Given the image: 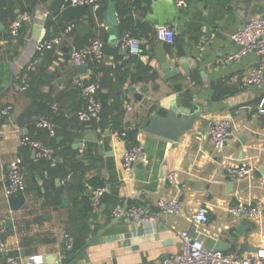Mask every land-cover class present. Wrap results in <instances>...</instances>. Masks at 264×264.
<instances>
[{"label": "crops", "instance_id": "obj_1", "mask_svg": "<svg viewBox=\"0 0 264 264\" xmlns=\"http://www.w3.org/2000/svg\"><path fill=\"white\" fill-rule=\"evenodd\" d=\"M133 1L102 0L100 12L83 7L82 17L75 20L65 15V0H0V110L10 111L0 124V233L11 256L24 259L20 257L24 249L26 256L42 254L41 264H165L180 250L182 231L192 236L195 232L193 237L206 248L234 257L264 249V209L251 219L229 211L239 202L264 206V116L241 108L255 105L264 95V87L246 85L242 79L244 71L263 58L249 53L224 62L237 49L230 35L264 14V0H187L184 7L172 0H135L132 5ZM110 2L115 10L128 4L125 15L116 10L120 24L114 42L103 26ZM22 11L29 12V19L19 36L11 38L9 25ZM85 18L89 31L80 34L74 26ZM33 24L42 26L44 40L60 38L42 56L36 53L39 38L32 33ZM163 24L175 31L170 44L155 36ZM124 32L141 44L140 54L129 60L117 46ZM94 39L103 42V58L88 60L86 72L79 74L69 51ZM191 55L202 60L200 76L195 70L191 75L183 72L193 62ZM24 71L28 87L21 90ZM79 78L97 82L98 122L82 123L76 117L84 104L75 85ZM154 84L159 88L152 90ZM146 85L144 97L173 94L177 102L199 110L200 118L176 142L144 131L146 113L133 94ZM41 119L55 124L54 137L37 127ZM223 119L229 121L232 134L221 147H214L208 124ZM129 126L133 131L125 139L117 138ZM24 134L53 147L54 162L38 160L21 144ZM131 144L140 145L144 153L130 171H123L122 153ZM16 160L24 173L26 202L11 212L5 189L9 164ZM244 161L250 167L246 176L228 174V168ZM172 171L177 177L168 183L166 176ZM93 176L107 185L108 192L100 210L86 219L84 245L67 252L65 235L79 228L85 212L82 203L73 202L80 195L74 186ZM159 198L178 199L181 212H160L155 205ZM116 204L142 206L152 218L141 223L125 215L113 219ZM199 207L207 209V222L195 221ZM6 218L12 219V228ZM164 254L169 257L163 259ZM3 260L0 252V264Z\"/></svg>", "mask_w": 264, "mask_h": 264}, {"label": "built area", "instance_id": "obj_2", "mask_svg": "<svg viewBox=\"0 0 264 264\" xmlns=\"http://www.w3.org/2000/svg\"><path fill=\"white\" fill-rule=\"evenodd\" d=\"M178 7H184L187 0H172ZM70 6L89 7L95 12H100L102 9V0H65ZM29 19V12L22 11L9 25L8 33L11 38L18 37L21 27ZM155 36L157 40L163 43H172L175 38L174 29L163 24L156 28ZM232 42L239 46L234 52L227 54L224 58L225 63H231L239 60L242 56L253 53L263 58V61L256 65L247 68L242 76L243 82L246 85H252L257 88L264 87V14L255 16L247 20L242 29L233 32L231 35ZM60 38H52L49 40L39 39L36 43V53L42 56L46 50L51 49L54 44L58 43ZM117 46L122 50L123 58L129 60L132 57L138 56L141 52V44L137 38L130 35L129 32L121 34L117 41ZM69 56L72 62L77 64L86 63L88 60L101 61L103 58V42L99 39H94L83 48L72 47L69 51ZM31 67V64L26 66V71ZM24 71L21 77L19 89L25 90L28 87L27 72ZM82 99L83 106L77 110L76 117L82 123L98 122L101 114V103L97 96V82L93 80L78 79L75 83ZM130 110L132 105H128ZM241 108L254 111L255 114L264 116V95H262L255 105L244 104ZM57 106H53V112ZM9 108L0 110V124L4 118L9 115ZM37 127L45 129L50 137L56 135L55 124L49 119H41L36 123ZM134 127L123 128L117 135V138L125 139L129 132L133 131ZM231 127L228 120L212 121L208 124L207 135L210 143L214 147H221L231 136ZM21 144L30 147L34 151V155L38 160L54 162L53 147L42 143L40 140L24 134L21 139ZM144 150L140 145L131 144L126 147L122 153L121 166L123 171H130L134 164L143 155ZM250 167L247 162H241L235 167L228 168V174L236 177H244L249 173ZM177 177V172L172 171L166 176L168 183H173ZM69 178V175L68 177ZM8 185L5 189L7 197L16 195L24 191V173L19 161H12L9 164L7 173ZM108 192L106 184L96 186L91 191L90 205L93 213L100 210L102 198ZM155 205L162 213L178 214L182 210V203L178 199H163L156 200ZM264 209L260 202L246 203L239 202L229 208V211L237 216L244 218H254ZM128 216L137 223L147 222L152 217L148 215L147 210L142 206L124 207L121 204H116L112 210V218L118 219L122 216ZM195 221L207 222L208 211L205 207H199L195 214ZM65 248L68 250L72 246V236L65 235ZM180 250L172 254L165 264H264V249L258 250L255 255L245 257H234L218 251H213L206 248L203 242L193 237L189 231H182L179 234ZM0 252L4 255L3 264H41L44 261L42 254H34L24 257V259L9 255V247L2 239L0 233Z\"/></svg>", "mask_w": 264, "mask_h": 264}, {"label": "water", "instance_id": "obj_3", "mask_svg": "<svg viewBox=\"0 0 264 264\" xmlns=\"http://www.w3.org/2000/svg\"><path fill=\"white\" fill-rule=\"evenodd\" d=\"M104 22L103 26L106 27L108 33L111 36L110 41L114 42L115 37L118 34V26L120 24L116 10L114 6V2H110L105 11L103 12ZM75 30L80 33L84 34V32L89 31V26L86 18L81 21L80 23L74 26ZM243 26L240 28L242 29ZM42 26L38 24H33L32 26V33L36 38L40 40L43 39L41 35ZM94 33V30L92 31ZM240 47L237 46V49ZM193 58V62L189 65L187 70H184L185 75H191L192 71H197V74L201 75V68L200 62L202 60L196 58L195 56L191 55ZM76 68L79 74H83L87 70V65L85 63L77 64ZM166 74V72H165ZM148 83V80H146ZM159 86L154 84L152 86V90L158 89ZM132 90V88L130 89ZM148 92V86L146 85L143 87L139 92H135L133 97L141 103V112L144 111L146 113L145 119V126L144 131L154 134L156 136H160L163 138H167L173 142H176L179 137L187 130L193 127V124L196 120L200 118L199 110L197 108L191 110V107H187L181 102H177L176 95H162L157 94L154 96H146L144 94ZM63 106V103L60 104ZM191 106H195L193 102H191ZM13 115V114H12ZM11 115V116H12ZM79 140H75L78 143ZM73 148H76L74 145ZM85 158L86 156H82ZM58 181V180H57ZM72 183H68L66 186L67 188L72 187ZM7 202L9 206V210L11 212L18 211L26 202V196L24 193L20 192L16 195L7 197ZM62 202L66 204V195L62 196ZM168 214V213H167ZM5 223L8 227H13V222L11 218H6ZM25 227L28 228L29 224L28 221H25ZM194 230H192L193 232ZM138 235L142 234V227L137 229ZM193 236H195V232H193ZM128 237V235L126 236ZM219 244V243H218ZM217 247V246H216ZM214 249H217V248ZM26 252L24 249L20 250V257H25ZM169 257V254H164L162 258Z\"/></svg>", "mask_w": 264, "mask_h": 264}, {"label": "trees", "instance_id": "obj_4", "mask_svg": "<svg viewBox=\"0 0 264 264\" xmlns=\"http://www.w3.org/2000/svg\"><path fill=\"white\" fill-rule=\"evenodd\" d=\"M136 1L134 0L132 2V5ZM82 8L83 7H75V6L67 5L65 7L64 13L70 19L78 20L83 15ZM116 10L121 15H125L127 13V10H128V4H122L121 6L118 5V6H116ZM36 56H37V54H36ZM102 184H103V181L100 178H98L97 176H93L86 181L78 182L74 186L75 194L80 193V195L75 196L73 198V202L75 204H77L79 202L82 203L83 204V210L85 212H83V214L81 215V219L83 220V222L81 223L79 228L76 229L71 234L72 239H73L72 246L70 249L67 250V252H74V251L80 249L84 245L86 234L88 231L86 219H89L93 215L92 210H91V205H90L91 192L90 191L86 192L85 189H87L88 187H91L93 189L94 187L102 185Z\"/></svg>", "mask_w": 264, "mask_h": 264}, {"label": "rangeland", "instance_id": "obj_5", "mask_svg": "<svg viewBox=\"0 0 264 264\" xmlns=\"http://www.w3.org/2000/svg\"><path fill=\"white\" fill-rule=\"evenodd\" d=\"M47 198V197H46Z\"/></svg>", "mask_w": 264, "mask_h": 264}]
</instances>
